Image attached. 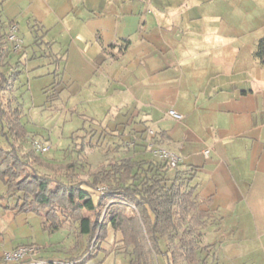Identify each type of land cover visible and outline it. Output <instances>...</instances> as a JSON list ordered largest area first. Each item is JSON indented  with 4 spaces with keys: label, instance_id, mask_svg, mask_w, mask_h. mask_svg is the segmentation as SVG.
I'll list each match as a JSON object with an SVG mask.
<instances>
[{
    "label": "crops",
    "instance_id": "1",
    "mask_svg": "<svg viewBox=\"0 0 264 264\" xmlns=\"http://www.w3.org/2000/svg\"><path fill=\"white\" fill-rule=\"evenodd\" d=\"M0 10L6 23L13 20L18 29L31 19L45 29L37 37L28 32L19 51L6 52L2 70L10 73L17 64L18 72H23L25 58L27 69L42 66L41 61L31 59L46 55L49 61L62 62L63 75L100 90L102 107L107 113L112 111V118L104 127L90 128L97 133L105 130L103 145L107 148L126 144V152L133 156L155 147L166 148L178 155L179 162L198 166L197 177L203 165L191 161L200 149L204 157L212 149L210 183L202 195L196 179L200 199L211 195V207L216 211L234 193L230 170L222 167L218 158L230 148L234 151L239 143L253 155L264 152V65L253 56L256 41L264 33V0H0ZM255 20L261 32L253 39L248 32ZM38 38L45 45L42 54L27 52L31 40L34 43ZM8 66L9 71L5 70ZM22 84L16 82L17 87L4 89L3 95L19 99L27 89ZM190 87H195L194 96ZM215 98L216 102L208 104ZM176 105L182 121L165 111L159 113ZM192 116L213 121L216 128L206 131L202 124L197 127L202 122ZM22 121L26 127L23 116ZM150 129L155 132L154 139ZM225 137L231 141L221 147ZM46 139L44 136L41 141L47 143ZM206 141L212 148H205ZM0 145L6 146L2 136ZM226 187L228 190L222 191ZM12 196V203H0V264H4V250L23 243H37L39 251L36 257H25L17 264H53L63 255L62 240L45 243L44 235L42 240L37 235L61 229L44 230L41 215L21 209ZM261 237L264 246V230ZM215 249L221 250L217 243ZM228 254L237 256L231 249Z\"/></svg>",
    "mask_w": 264,
    "mask_h": 264
},
{
    "label": "trees",
    "instance_id": "2",
    "mask_svg": "<svg viewBox=\"0 0 264 264\" xmlns=\"http://www.w3.org/2000/svg\"><path fill=\"white\" fill-rule=\"evenodd\" d=\"M11 21L0 10V136L6 143L0 145V179L17 206L41 215L44 230L66 228L84 239V253L53 264H84L98 251L124 253L128 264H219L216 243H204L203 237L222 216L211 207V195L199 197L198 166L179 161L171 166L166 158L126 152L91 167L90 150L103 145L105 134L95 128L70 135L67 160L26 147L19 100L2 93L19 73L17 64L10 73L2 70L3 56L12 51L6 45ZM253 56L264 65V34ZM149 134L155 138L153 130Z\"/></svg>",
    "mask_w": 264,
    "mask_h": 264
},
{
    "label": "rangeland",
    "instance_id": "3",
    "mask_svg": "<svg viewBox=\"0 0 264 264\" xmlns=\"http://www.w3.org/2000/svg\"><path fill=\"white\" fill-rule=\"evenodd\" d=\"M210 11L213 13V9H210ZM2 18L4 21L7 20L4 14ZM258 25V22L255 20L252 29L248 32V36L255 39V36L260 34L261 30ZM44 30L39 22L31 19L28 23L25 21V23L21 24L18 32L22 36L21 38L24 37L22 40L23 44H25L28 32L31 31L32 34L40 35ZM37 41H40V44L33 43L31 40L32 43L28 46L26 45L27 52L32 53L34 50H38L37 53L43 52L42 49L43 47L45 48L44 43H41L40 39ZM47 58L46 55H42L36 56V59H31L32 61L39 60L43 63L42 66L33 69H27L29 61L25 58L22 64L23 68H21L23 72L18 73L19 77L15 76L10 79L9 84L5 88H11L13 85L17 87L15 85L16 82L23 83L22 87H27L18 100L21 112L24 113L23 120L26 121V127L29 131L28 135L35 136L39 141L43 140L45 136L49 150L42 155L45 158L53 157L55 161H62L69 158L66 149L71 144L70 134L83 132L90 127L101 125L104 127V122L112 118V114H110L112 111L107 113L106 109L102 107V96L98 92L100 90L97 91L95 87H88L87 84L82 86L70 75L65 73L63 75L62 62L49 61ZM9 69V66L5 68L8 71ZM194 88L190 87L192 96H194V92L196 91ZM58 90L61 91L60 94ZM56 93L59 94L58 97H56ZM88 94L91 97L88 98ZM216 100L217 98L211 100L208 104L214 103ZM199 102L202 104L201 101ZM178 109L179 105H176V107H166L165 109H161L159 113H163L164 111L170 113L171 110L179 113ZM224 115L227 116L228 114ZM194 118L198 122H202L197 127L202 124V127L206 131L216 128L211 120L212 123H209L207 119ZM180 120L182 121V119ZM154 125L156 126L155 123H152V126ZM30 139L28 138L25 142L26 147L32 146L30 143L34 138ZM242 139L244 141L245 138ZM230 141L229 137H225L222 139L220 146L223 147L229 144ZM233 143H235L234 140ZM206 144L208 145L205 148H212L209 141H206ZM239 144L235 145L234 151H230V148L218 158L222 159V167H227L230 170L229 174L231 176L228 174L227 169L226 173L231 178L234 193L231 194L232 196L227 201H222L219 204L217 216H223L216 220V225L214 224L213 227L205 231L203 242L215 241L218 244V248L220 247L221 250L217 251V254L220 255L222 264H260L261 260L264 261V246L262 245L261 237V231L264 230V166L262 165L264 162V152L262 155L260 152L253 155V153L245 151L246 149L240 147ZM126 147L125 144V146L116 150L115 148H107V146L101 145L90 150L91 167L103 160L104 157L125 155ZM150 153L154 156L153 151L139 156L150 155ZM214 157L212 149L210 155L206 157H204L203 150L200 149L199 154L191 161L192 163L203 165L197 177L201 186V195L204 194L207 184L210 183L207 182L209 180L208 170L210 162ZM224 176L226 177V175ZM226 180L229 182L228 178ZM224 190H228V187L222 189V191ZM13 201L14 197L6 191L0 179V203L3 205L6 202L12 203ZM35 228L33 226L31 229L34 230ZM39 233L43 232L40 231ZM69 234L67 236L68 231L61 229L54 234L44 232L37 235V238L41 239L42 235H44L43 240L45 243L50 239H59L60 242L62 240L61 251L63 255L61 254V258L56 259L57 263H62L66 262L68 257H75L84 253V239L76 237L73 232H69ZM110 240L111 236H109V242ZM34 244L38 246L37 243ZM104 245L108 249H111L114 244L106 243ZM228 249L236 251L237 256L231 258L228 254ZM127 260V255L121 252L104 254V252L98 251L88 264H128Z\"/></svg>",
    "mask_w": 264,
    "mask_h": 264
},
{
    "label": "built area",
    "instance_id": "4",
    "mask_svg": "<svg viewBox=\"0 0 264 264\" xmlns=\"http://www.w3.org/2000/svg\"><path fill=\"white\" fill-rule=\"evenodd\" d=\"M7 39L11 43V47L13 51H19L22 48V38L18 35V25L15 21H11L7 25ZM174 117L179 118L181 115L174 110L170 111ZM151 133L152 130L150 129ZM32 146L39 150L40 152H46L49 149V145L47 143L41 142L37 139L32 140ZM153 154L166 158L171 166H174L179 157L177 154L171 152L170 150L162 147L153 148ZM208 149L204 150V153H207ZM39 247L34 243H23L19 244L9 250H4L1 254V258L4 264H17L21 259L25 257H36L38 254ZM38 260V258H37ZM41 263V262H40Z\"/></svg>",
    "mask_w": 264,
    "mask_h": 264
}]
</instances>
